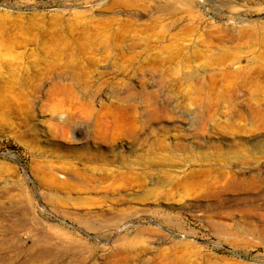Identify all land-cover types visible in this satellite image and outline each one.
<instances>
[{
	"label": "rangeland",
	"instance_id": "obj_1",
	"mask_svg": "<svg viewBox=\"0 0 264 264\" xmlns=\"http://www.w3.org/2000/svg\"><path fill=\"white\" fill-rule=\"evenodd\" d=\"M0 264H264V0H0Z\"/></svg>",
	"mask_w": 264,
	"mask_h": 264
}]
</instances>
